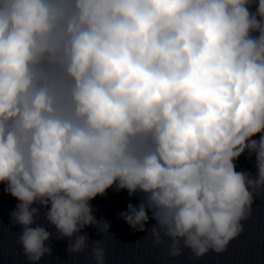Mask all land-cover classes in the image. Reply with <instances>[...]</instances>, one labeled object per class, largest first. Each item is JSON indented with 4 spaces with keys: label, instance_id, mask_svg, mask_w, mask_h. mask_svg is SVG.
<instances>
[{
    "label": "clouds",
    "instance_id": "1",
    "mask_svg": "<svg viewBox=\"0 0 264 264\" xmlns=\"http://www.w3.org/2000/svg\"><path fill=\"white\" fill-rule=\"evenodd\" d=\"M0 186L30 264L41 215L72 254L114 237L109 189L169 256L227 252L264 194V0H0Z\"/></svg>",
    "mask_w": 264,
    "mask_h": 264
},
{
    "label": "water",
    "instance_id": "2",
    "mask_svg": "<svg viewBox=\"0 0 264 264\" xmlns=\"http://www.w3.org/2000/svg\"><path fill=\"white\" fill-rule=\"evenodd\" d=\"M252 11H255V7ZM236 164L238 171L256 175L254 155L249 156L246 152ZM142 198L141 193L130 197L127 191L109 189L106 196L92 201L96 218L111 223L110 232L114 237L104 236L95 226H89L85 230L90 237L89 247L79 254L67 251L70 241L67 238L56 239L58 233L55 227L41 215L38 223L53 233V239L49 242L53 252L51 256L46 255L40 264H96L92 255V241L96 240H101L105 247V264H264V194L256 196L252 215L244 222V232L231 243L228 251L222 254L210 252L200 258L194 257L188 250L182 256L173 258L168 255L165 245L157 248L150 237L145 238L149 232H134L120 218L119 213L126 211L129 203L138 205ZM17 203L0 186V264H30L18 243L21 228L11 223L10 213ZM154 224L155 221L150 220L146 227L150 230Z\"/></svg>",
    "mask_w": 264,
    "mask_h": 264
}]
</instances>
